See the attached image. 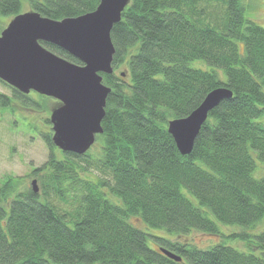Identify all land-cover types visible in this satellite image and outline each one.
Masks as SVG:
<instances>
[{
  "label": "trees",
  "instance_id": "16d2710c",
  "mask_svg": "<svg viewBox=\"0 0 264 264\" xmlns=\"http://www.w3.org/2000/svg\"><path fill=\"white\" fill-rule=\"evenodd\" d=\"M28 2L62 19L88 14L100 0ZM245 8L246 0L130 1L111 31L114 72L102 79L112 90L94 145L63 151L41 131L50 151L33 169L39 191L21 190L19 177L0 184V264H264V230L232 234L246 249L200 246L189 236L220 237V224L250 229L264 219V175H256L264 163V26ZM23 9V0H0V31ZM0 83L26 107L43 110L51 98ZM219 86L233 97L210 111L192 152L182 154L169 121L188 116ZM12 99L0 93V105ZM92 170L96 178L85 174Z\"/></svg>",
  "mask_w": 264,
  "mask_h": 264
},
{
  "label": "water",
  "instance_id": "95a60500",
  "mask_svg": "<svg viewBox=\"0 0 264 264\" xmlns=\"http://www.w3.org/2000/svg\"><path fill=\"white\" fill-rule=\"evenodd\" d=\"M130 1L100 0L88 14L62 19L24 10L0 31V79L22 94L35 91L60 102L49 118L54 145L63 151L86 153L103 131L106 99L112 88L102 78L103 73L114 72L116 51L111 31ZM42 41L61 47L80 63L49 50ZM232 93L227 86L216 87L188 116L169 121L167 128L182 154L192 152L210 111L232 98ZM32 186L39 191L36 178Z\"/></svg>",
  "mask_w": 264,
  "mask_h": 264
},
{
  "label": "rangeland",
  "instance_id": "374dc122",
  "mask_svg": "<svg viewBox=\"0 0 264 264\" xmlns=\"http://www.w3.org/2000/svg\"><path fill=\"white\" fill-rule=\"evenodd\" d=\"M24 1V9L29 10L28 0ZM246 16L255 20L264 26V0H246ZM23 9V10H24ZM10 20V18H9ZM193 66L210 67L203 60H196ZM121 69H118L119 73ZM32 92V91H31ZM0 93L11 96V106L4 107L0 105V184L8 176L19 177L21 190L32 187V180L37 179V185L40 188L38 178L34 175L33 169L43 165L49 155V147L44 141L41 131H52V124L45 122V117H50L51 110L59 105V101L54 98L46 100V108L37 110L34 107H26L20 104V101L14 97L12 88L0 83ZM94 145V144H93ZM256 175H264V163L258 161ZM96 171H88L85 174L88 177L96 178ZM186 194L196 201L195 198L186 191ZM58 204L65 206V202L55 199ZM134 223L140 224L137 218H132ZM223 235L208 234L205 232L193 231L189 236L193 243L200 246H207L217 242H225L229 245L245 248L246 240L241 237H233L232 234L246 230L250 234L260 233L264 230V219L256 228H244L239 225L220 224ZM242 229V230H241ZM150 233L168 237L170 233L165 229H150ZM216 241V242H215ZM243 241V242H239ZM149 245L154 246V240L149 239ZM244 244L243 246H241ZM202 247V248H207Z\"/></svg>",
  "mask_w": 264,
  "mask_h": 264
}]
</instances>
